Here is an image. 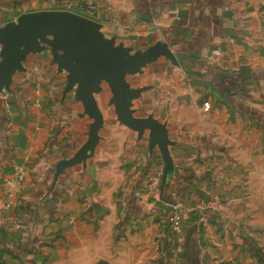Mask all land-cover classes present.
Instances as JSON below:
<instances>
[{
	"label": "crops",
	"instance_id": "1",
	"mask_svg": "<svg viewBox=\"0 0 264 264\" xmlns=\"http://www.w3.org/2000/svg\"><path fill=\"white\" fill-rule=\"evenodd\" d=\"M49 10L93 20L124 59L151 56L125 72L130 116L147 125L118 120L102 79L98 139L78 157L94 118L78 82L68 88L65 55L51 36L23 46L0 87V196L19 185L0 210L2 249L25 264L130 263L152 244L148 222L153 234L170 205H199L203 186L253 198L252 182H264L254 176L264 166V0H0V34ZM6 47L0 38V65Z\"/></svg>",
	"mask_w": 264,
	"mask_h": 264
},
{
	"label": "water",
	"instance_id": "2",
	"mask_svg": "<svg viewBox=\"0 0 264 264\" xmlns=\"http://www.w3.org/2000/svg\"><path fill=\"white\" fill-rule=\"evenodd\" d=\"M98 24L82 15L62 10L39 11L21 15L18 22L4 29L0 38L6 42V60L0 65V87L8 82L26 50L38 48L37 40L52 37V44L65 55L62 61L70 71L68 88L77 81L76 94L83 103L85 111L94 118L89 137L80 156H84L98 139V130L103 117L98 109L93 91L99 89L101 80L107 82L112 93L115 112L120 122L140 127L143 120L130 116V98L134 92L129 89L125 72H134L151 59V56L123 58L118 50H109L97 33ZM111 53V58H105ZM97 264H107L100 261Z\"/></svg>",
	"mask_w": 264,
	"mask_h": 264
},
{
	"label": "rangeland",
	"instance_id": "3",
	"mask_svg": "<svg viewBox=\"0 0 264 264\" xmlns=\"http://www.w3.org/2000/svg\"><path fill=\"white\" fill-rule=\"evenodd\" d=\"M256 174L253 175L260 180V176H264V166L259 168ZM203 188L206 197L199 205L190 207L177 202L169 206L171 212L178 216V230H173L167 222V212L166 218H161V222L156 223L155 227L158 229L156 228L153 234L148 222V234L151 233L153 245L144 247L141 254L130 263L111 264H187L182 243H186L187 231L194 224L198 225V230L195 233L190 232L189 235L190 239L194 238L200 243L199 259L203 260V264H264V182H252L253 198H244L240 204L234 203L232 198L221 195L222 193L218 194L215 191L221 188L218 185L213 186L211 191L204 186ZM147 200L145 197L144 201L149 206ZM201 212L206 213L205 223L199 221ZM207 212L217 215L220 222L210 220ZM6 234L1 228L0 240L4 241V244L9 241ZM247 242L259 248L258 254L263 257L261 260ZM0 264L25 262L10 255L0 246Z\"/></svg>",
	"mask_w": 264,
	"mask_h": 264
},
{
	"label": "built area",
	"instance_id": "4",
	"mask_svg": "<svg viewBox=\"0 0 264 264\" xmlns=\"http://www.w3.org/2000/svg\"><path fill=\"white\" fill-rule=\"evenodd\" d=\"M210 103L209 102H204L203 103V107H204V110H208L210 108ZM22 176L20 175L19 176V180H21ZM18 180V181H19ZM19 188V185L16 184H12L11 185V190L5 192V194L2 196H0V210L1 209H8L11 207L12 205V197L14 196V192ZM6 195H7V198H6ZM176 204V203H175ZM168 223L171 225V228L173 230H178L179 229V226L177 224V221H178V216L176 214H174V212H170L168 214ZM199 221L201 223H205L207 221V216H206V213H200V216H199Z\"/></svg>",
	"mask_w": 264,
	"mask_h": 264
},
{
	"label": "trees",
	"instance_id": "5",
	"mask_svg": "<svg viewBox=\"0 0 264 264\" xmlns=\"http://www.w3.org/2000/svg\"><path fill=\"white\" fill-rule=\"evenodd\" d=\"M168 222V220H167ZM199 243L197 241H194L190 239V235L186 237V254L185 257H187V264H203V260L199 259L200 255V249H199ZM255 253H257L259 259L261 260L263 257L258 254V249L254 244L247 243Z\"/></svg>",
	"mask_w": 264,
	"mask_h": 264
}]
</instances>
